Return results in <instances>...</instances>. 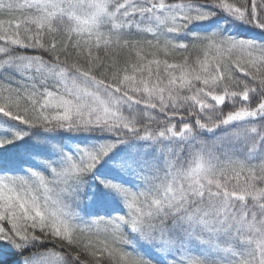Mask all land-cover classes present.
<instances>
[{
    "label": "snow or ice",
    "instance_id": "1",
    "mask_svg": "<svg viewBox=\"0 0 264 264\" xmlns=\"http://www.w3.org/2000/svg\"><path fill=\"white\" fill-rule=\"evenodd\" d=\"M0 264H264V0H0Z\"/></svg>",
    "mask_w": 264,
    "mask_h": 264
}]
</instances>
